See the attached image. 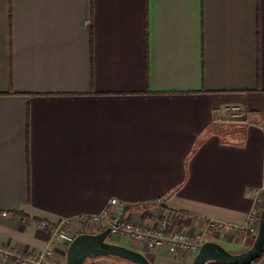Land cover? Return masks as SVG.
Instances as JSON below:
<instances>
[{
    "label": "crops",
    "instance_id": "0c3cea01",
    "mask_svg": "<svg viewBox=\"0 0 264 264\" xmlns=\"http://www.w3.org/2000/svg\"><path fill=\"white\" fill-rule=\"evenodd\" d=\"M256 189L264 0H0V247L42 251V221L98 213L112 199L139 205L125 220L145 226H241ZM207 242L233 254L253 243ZM127 247L150 264L192 262Z\"/></svg>",
    "mask_w": 264,
    "mask_h": 264
},
{
    "label": "built area",
    "instance_id": "2783aa9c",
    "mask_svg": "<svg viewBox=\"0 0 264 264\" xmlns=\"http://www.w3.org/2000/svg\"><path fill=\"white\" fill-rule=\"evenodd\" d=\"M250 196L253 205L244 225L208 220L203 229L195 234L172 229L168 220H163L153 226H145L124 219L117 226H113L116 217L114 214L121 204L112 199L98 213H82L54 224L42 221L40 227L50 233V240L45 249L39 252H18L8 247H0V261L13 260L16 264H54L52 258L57 246L60 244L68 246L73 240L70 229L74 223L94 230L101 226L104 228L110 227V235L126 238L134 247L181 258L196 255L201 245L207 242L208 237L213 235L242 236L254 241L258 232L259 217L264 208L261 207L264 203V189L250 191ZM6 215L7 213H3V216Z\"/></svg>",
    "mask_w": 264,
    "mask_h": 264
},
{
    "label": "water",
    "instance_id": "95a60500",
    "mask_svg": "<svg viewBox=\"0 0 264 264\" xmlns=\"http://www.w3.org/2000/svg\"><path fill=\"white\" fill-rule=\"evenodd\" d=\"M137 204H121L116 211L113 226L125 219L126 213L137 208ZM145 207V205H141ZM110 227L99 233L79 234L68 244L64 264H86L88 259L117 258L130 264H150L139 252L107 242ZM264 251V208L261 211L257 235L249 249L233 254L215 242H205L201 245L191 264H252L258 260Z\"/></svg>",
    "mask_w": 264,
    "mask_h": 264
},
{
    "label": "rangeland",
    "instance_id": "374dc122",
    "mask_svg": "<svg viewBox=\"0 0 264 264\" xmlns=\"http://www.w3.org/2000/svg\"><path fill=\"white\" fill-rule=\"evenodd\" d=\"M261 207L262 208L264 207V203L261 205ZM128 216L129 215L126 216V219L128 218ZM106 241L109 242V243H111V244H115V245L122 246V247H125V248H128L127 246L129 245V242H130L126 238H123V237H120V236H115V235H110L107 238ZM138 252L141 253L148 260V262L150 263V261L148 259L150 257L148 256V254L144 250H138ZM194 256H192L190 258V262L192 261V259H193ZM107 259L113 261L114 264H130V263H127L125 261H118V260L113 259V258H97V259H94V263H95V261L98 262V263H100V261H106ZM169 264H177V263H169Z\"/></svg>",
    "mask_w": 264,
    "mask_h": 264
},
{
    "label": "trees",
    "instance_id": "16d2710c",
    "mask_svg": "<svg viewBox=\"0 0 264 264\" xmlns=\"http://www.w3.org/2000/svg\"><path fill=\"white\" fill-rule=\"evenodd\" d=\"M160 203H161V200L155 201V204H160ZM145 217H146V216H145ZM104 229H105V228L101 226V227H99L97 230H95L94 233H99V232L103 231ZM263 256H264V251H263L261 257H260L258 260L254 261L252 264L257 263V262H258ZM108 258H111V257H108ZM113 259H116V260H118V261H122V260H119V259H117V258H113ZM93 263H94V259H88V260L86 261V264H93ZM63 264H64V263H63ZM207 264H218V263H207Z\"/></svg>",
    "mask_w": 264,
    "mask_h": 264
}]
</instances>
